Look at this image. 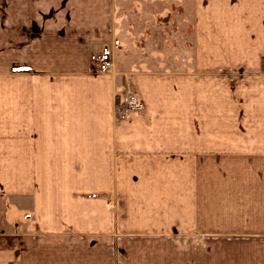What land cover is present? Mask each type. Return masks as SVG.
<instances>
[{
  "label": "crops",
  "instance_id": "0c3cea01",
  "mask_svg": "<svg viewBox=\"0 0 264 264\" xmlns=\"http://www.w3.org/2000/svg\"><path fill=\"white\" fill-rule=\"evenodd\" d=\"M0 264H264V0H0Z\"/></svg>",
  "mask_w": 264,
  "mask_h": 264
},
{
  "label": "built area",
  "instance_id": "2783aa9c",
  "mask_svg": "<svg viewBox=\"0 0 264 264\" xmlns=\"http://www.w3.org/2000/svg\"><path fill=\"white\" fill-rule=\"evenodd\" d=\"M110 61H104L100 65L101 72H109L112 68ZM143 111V102L138 94L127 84L126 91L117 96L115 102V118L120 120L127 117L131 113H138Z\"/></svg>",
  "mask_w": 264,
  "mask_h": 264
}]
</instances>
